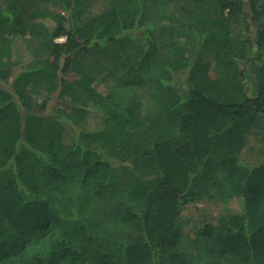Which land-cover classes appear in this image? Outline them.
Returning a JSON list of instances; mask_svg holds the SVG:
<instances>
[{
    "label": "trees",
    "instance_id": "trees-1",
    "mask_svg": "<svg viewBox=\"0 0 264 264\" xmlns=\"http://www.w3.org/2000/svg\"><path fill=\"white\" fill-rule=\"evenodd\" d=\"M104 2L0 0V264H264V0Z\"/></svg>",
    "mask_w": 264,
    "mask_h": 264
},
{
    "label": "rangeland",
    "instance_id": "rangeland-1",
    "mask_svg": "<svg viewBox=\"0 0 264 264\" xmlns=\"http://www.w3.org/2000/svg\"><path fill=\"white\" fill-rule=\"evenodd\" d=\"M90 3L93 7L94 12H98L102 9L103 5L105 4L104 0H90ZM45 3L41 1H31L27 4V11H31L32 9H35V7L43 6ZM52 8L56 9L57 7H54L51 5ZM29 13L26 15V22H29ZM65 38H60L58 41H63ZM19 46L24 52L25 46L23 42H19ZM106 54L105 53H99L98 54V61H105L106 60ZM108 59V58H107ZM102 75L98 79V89L105 92L107 90V85H112V79L109 76V73L104 70L101 71ZM61 101L58 99H53L50 105V110H52L54 107L59 106ZM94 119L91 118V122H93ZM94 123V122H93ZM91 123L90 125L93 127L95 124ZM254 143V142H253ZM257 155V156H255ZM246 158L248 161L257 162V163H263L264 162V154H256L254 151L247 150L246 151ZM234 205H237V202L234 203ZM223 208V204L221 202H215V200H207L205 202H200L198 204V209H195L194 207H191L187 209L184 212L185 218H190V221L186 225V232L188 233V238L193 239L195 237L194 233V226L197 225L198 227H201L203 223L205 222V217L214 216L217 215ZM206 217V218H207Z\"/></svg>",
    "mask_w": 264,
    "mask_h": 264
}]
</instances>
